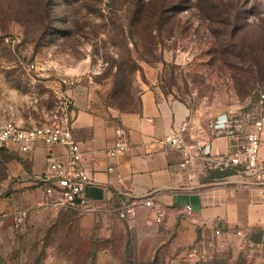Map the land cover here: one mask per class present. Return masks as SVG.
I'll return each mask as SVG.
<instances>
[{
  "label": "rangeland",
  "instance_id": "374dc122",
  "mask_svg": "<svg viewBox=\"0 0 264 264\" xmlns=\"http://www.w3.org/2000/svg\"><path fill=\"white\" fill-rule=\"evenodd\" d=\"M29 1L0 0V118L18 117L26 127L52 121L68 90L82 91L102 115L129 112L141 105L149 69L167 97L190 107L198 132L223 114L257 116L264 0H235L243 14L227 34L188 8L178 15L174 38L144 22L142 0H55L46 30L28 24ZM4 177L0 167V204L11 195ZM1 223L0 264H152L136 261L125 239L92 242L47 224L29 231V220L22 227ZM199 264L255 263L239 257Z\"/></svg>",
  "mask_w": 264,
  "mask_h": 264
},
{
  "label": "crops",
  "instance_id": "0c3cea01",
  "mask_svg": "<svg viewBox=\"0 0 264 264\" xmlns=\"http://www.w3.org/2000/svg\"><path fill=\"white\" fill-rule=\"evenodd\" d=\"M158 82L157 71L149 69L141 105L107 116L91 108L82 91H66L72 103L73 136L83 152L82 167L92 180L85 190L92 209L47 208L38 213L36 209L46 197L48 157L67 162L68 149L38 144L32 153L24 154L17 145L9 144L0 160L5 174L3 187L11 190L9 198L0 204L1 225H15L12 212L18 207L30 208L29 231L47 224L92 242L125 239L136 261L154 264H194L187 259L190 249L210 243L214 247L209 260L228 258L233 263L239 257L247 258L239 250L241 240L232 233L235 228L245 231L252 241L264 243V200L256 188L247 186L252 179L248 174L217 176L221 170L202 160L181 168L182 153L168 145L166 138L179 133L184 125L188 126L186 141L209 145L214 156L227 155L230 143L208 126L198 132L189 119L190 107L167 97ZM224 115L229 114L220 117ZM118 127L126 130L129 146L112 161L108 152L115 146ZM261 154L264 159V136ZM111 165L113 172H109ZM149 194L166 208L163 223L158 224L153 212L144 207L137 210L132 221L119 218L116 211L124 196ZM188 205L193 208L191 213L186 212ZM9 210L11 213L3 215ZM220 217L223 221L218 223ZM217 229L223 232L219 236L215 235ZM247 259L264 264L263 254Z\"/></svg>",
  "mask_w": 264,
  "mask_h": 264
},
{
  "label": "built area",
  "instance_id": "2783aa9c",
  "mask_svg": "<svg viewBox=\"0 0 264 264\" xmlns=\"http://www.w3.org/2000/svg\"><path fill=\"white\" fill-rule=\"evenodd\" d=\"M31 69L37 66L32 64ZM66 85L73 86L74 83L65 81ZM62 112L59 117L43 124L26 127L22 121L15 116L0 118V160L1 154L9 144L17 145L19 151L24 154L32 153L38 144L47 147L63 146L68 149V161H62L52 155L48 157V176L44 179L46 184L45 199L38 205L36 211L41 213L44 209L91 211L89 201L85 197L86 188L92 184V180L86 170L82 167L83 152L78 142L75 141L72 132L71 100L62 94ZM209 128L216 135L225 136L230 143V152L223 156H214L211 147L204 143H188L185 134L188 126L184 125L180 132L166 138V143L183 156L181 168H187L195 162L202 160L207 162L214 170L237 169L238 174H248L251 179L247 186L257 189L259 197L264 200V159L262 158V144L264 136V92L259 95V108L257 116H235L224 115L213 120ZM128 139L126 130L122 127L116 129L115 146L109 150L111 160L128 150ZM115 170L109 167V172ZM147 208L153 212L158 224L164 222L166 208L157 203L154 194L145 197L131 198L127 195L120 200L117 214L121 220L132 221L136 217L139 208ZM191 205L186 207V212L191 213ZM33 210L30 208L19 209L12 215L16 227H22L30 219ZM223 218H218L221 223ZM2 217L0 216V223ZM221 229L215 231L219 236ZM232 233L241 242L239 250L247 258H255L264 255V243L252 241L245 231L235 228ZM214 247L213 243L204 246H196L190 249L187 255L189 262L199 264L207 262L210 258L209 251Z\"/></svg>",
  "mask_w": 264,
  "mask_h": 264
},
{
  "label": "trees",
  "instance_id": "16d2710c",
  "mask_svg": "<svg viewBox=\"0 0 264 264\" xmlns=\"http://www.w3.org/2000/svg\"><path fill=\"white\" fill-rule=\"evenodd\" d=\"M53 1L55 0H30V13L32 11L34 14L33 16L30 14V16L27 18L28 24L30 26L38 25L41 30H46V28H48L47 24L50 23V4H52ZM233 2L236 1L142 0L140 9L138 11L143 12L144 22H150V24H152L151 27L156 26L158 29L163 30V32L169 31L170 38H174L175 36L178 15L184 11H187L188 8H196L201 12V14H205L206 19L210 21L211 24L218 25V28L227 34V29L233 26V22H238V19L241 18L244 9L243 3L242 5H235ZM135 6H139V3H135ZM212 35L215 37L218 43L225 44L224 41L220 40L219 35H216L215 33H212ZM229 38V42L232 41V37ZM236 172L237 169H229L216 172V175L229 176L236 174ZM221 259L227 260L228 258L214 257L213 259H210V261Z\"/></svg>",
  "mask_w": 264,
  "mask_h": 264
}]
</instances>
